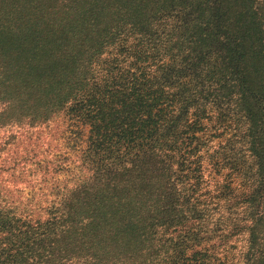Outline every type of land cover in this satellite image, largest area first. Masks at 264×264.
Masks as SVG:
<instances>
[{"label": "trees", "instance_id": "trees-1", "mask_svg": "<svg viewBox=\"0 0 264 264\" xmlns=\"http://www.w3.org/2000/svg\"><path fill=\"white\" fill-rule=\"evenodd\" d=\"M47 1L0 17L24 77L72 61L47 92L7 91L0 174L66 170L42 145L67 116L88 127L82 177L34 206L0 179V264H264V0Z\"/></svg>", "mask_w": 264, "mask_h": 264}, {"label": "rangeland", "instance_id": "rangeland-1", "mask_svg": "<svg viewBox=\"0 0 264 264\" xmlns=\"http://www.w3.org/2000/svg\"><path fill=\"white\" fill-rule=\"evenodd\" d=\"M22 1L27 0H0L1 19L6 17V12H10L12 15L15 14V16H17V7ZM44 1L46 0H42L41 3ZM47 2L50 3L52 1L50 0ZM24 8L25 7H23V9ZM96 53L97 54L91 56L87 55V63H90L98 54L102 55L105 53L106 55H111L110 57L115 56L113 52L109 51H96ZM14 55H16V53L12 54V52H8L7 49L0 46V103H3L7 91L12 93L15 87L24 89L30 94L44 93L47 92V88H53L56 82H61L64 78H68L69 76V73H65V71L72 61L69 59L67 52H63L57 56L54 64H52V70L48 74L45 75L40 71H35L33 74L25 77L21 74L19 67L16 65V58ZM146 63L148 62L144 64ZM76 64L78 65L79 63ZM152 68L155 67L152 66ZM111 75L114 76L113 78H121L114 70L111 71ZM208 113L209 116L217 117L221 126L228 129L230 132L229 134L232 133L231 129L235 128L236 123L230 116V105H222L220 107L210 105V111H208ZM51 122L52 123L44 130V134L47 133V137L42 146L45 147L49 144V151L45 153L44 158L47 161L56 160L59 158L60 154H63L65 157H68L66 170L59 174H55L53 177L45 176L43 179H36L35 177L33 178L27 175L22 177L18 175V170H16L15 175H12L10 178H8L7 171L0 174V179L5 183V188L16 190L14 193L20 200L23 201L24 204L30 206L40 203L45 204V200L48 198L47 194L53 191L56 183L67 182L72 184L73 181H77L82 177V173L78 168V154H80V151L85 146L88 127L80 124L78 127L70 125L73 119L69 120L67 116H60ZM218 130L221 131L222 129ZM6 139L7 131L5 129L0 130V142ZM42 146L39 147L40 150H42ZM1 157H4L2 152H0V158ZM248 158L253 159L252 156H248ZM25 199H30V202H24Z\"/></svg>", "mask_w": 264, "mask_h": 264}]
</instances>
